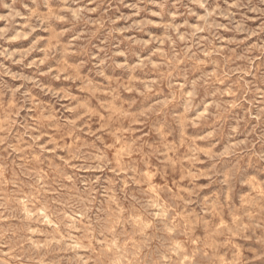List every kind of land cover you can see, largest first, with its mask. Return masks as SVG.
<instances>
[{
    "label": "clouds",
    "instance_id": "clouds-1",
    "mask_svg": "<svg viewBox=\"0 0 264 264\" xmlns=\"http://www.w3.org/2000/svg\"><path fill=\"white\" fill-rule=\"evenodd\" d=\"M0 264H264V0H0Z\"/></svg>",
    "mask_w": 264,
    "mask_h": 264
}]
</instances>
